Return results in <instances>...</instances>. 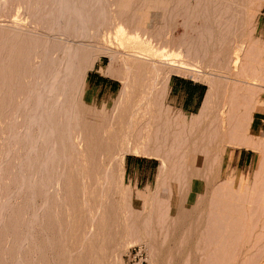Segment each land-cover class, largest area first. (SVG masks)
<instances>
[{
	"label": "rangeland",
	"instance_id": "1",
	"mask_svg": "<svg viewBox=\"0 0 264 264\" xmlns=\"http://www.w3.org/2000/svg\"><path fill=\"white\" fill-rule=\"evenodd\" d=\"M0 1H1L0 2V45L3 43L7 45L8 43V46L10 48L12 46L13 48V45L22 46L26 44L25 46H31L32 44L39 43L40 45L41 43L47 44L48 42L47 45L50 46H54L57 44L59 46H62V44L64 45L65 43H69V41L72 42L71 39H68L69 41L66 40L67 41L66 42L65 39H67V37L63 35V33L59 30V27L57 28L50 27L49 24L41 17H39L33 9H30L28 7L27 2H24L25 0L23 1L0 0ZM242 4L243 2H241L239 6L235 8L236 10L233 13L234 17H236L235 18L236 21L234 20L235 23L232 27V36H230L229 38H225L224 43H221L220 41L221 37H218L216 43L213 44L215 47L212 44H210L215 48L210 52L211 56H213L214 54L218 55L220 53L219 49L221 48L222 44L224 46V49H226V51L219 54V56H216L218 57V59L214 63L210 62L212 64H209L211 70L210 72H208V76H207L208 79L205 77L206 75L205 76L193 75V77L187 76L186 74H188L190 70L187 69V67L184 65L172 63L171 62L172 57L164 55L165 49L163 50L159 49L160 43L155 44L154 47H152V50L147 53V51H145L146 45H144L145 47L143 46L145 41L136 39L133 36H131L132 37L131 39V37H129L130 35L127 36L126 34L123 33V30L121 31V29L123 28L119 24L116 25L114 37H112L109 42L105 41L103 37H102L103 40L101 38H98L97 40L87 39V41L86 40L82 41L84 48H86L87 50H94V53L91 56L89 55L90 57L79 59L80 63L83 65V68H88V67L89 68L86 69L85 72L79 78L75 90L73 89L72 96L74 97H72L73 98L72 101H74L75 102L74 105L76 104L78 107L77 109L76 107L74 109H76V111L79 110V113L83 116L84 114H86L85 117L82 116L83 119L84 118L85 120L86 118L90 119V120L87 119L86 121H89L92 125L94 124V122L96 123L97 121L99 125L100 123V118H98L99 115H101L103 121H105L104 119L107 117L106 120L108 122L105 121L106 124L103 123L105 124L103 128H105L104 130H106V133H104L105 137L107 135L110 138V135L111 134L113 135V133H110L112 132V130L110 131L109 129L110 126H107V124L111 125L112 127V121L114 119L113 118L114 116L108 117V114L103 113L102 110L105 105L111 107L114 101L117 100V97H119V94L123 86V83L119 79L120 78L119 75H121L122 81H123V75L124 78L130 76L129 78L133 80L134 93L139 98V100L140 98H143V96L148 97L149 95L152 94V92L157 93V95L160 96V99L157 100L158 101L157 108L161 109L162 119H159V121L161 122L172 119H174L173 121H175V118L176 121L185 120L186 122H189L191 119H194L197 116H199L197 114H199L201 108L205 103L212 105L210 106L211 109L209 110L207 115L205 114V116L203 117V121L201 123H199L198 125L191 124V122L188 123V125L192 129L189 130L190 132H188V135L186 137L187 139H185L184 148L182 150L181 148H179V150L181 151H176L177 153L174 152L173 154H167L165 156L167 158V163H168L167 166L173 169L172 170L170 169L168 173H163L164 176L159 172L160 160L158 159V157L152 156L154 157L152 158L150 156H144V155L142 156L136 154L139 156L138 158L148 157V159H144V160H147L150 163L148 172L141 173V171L138 170L137 168H131V167L126 168L125 166L126 154H134V153H126L125 151L127 150V147L122 149L120 148L121 150L114 149L115 152L112 150L111 151H112V156L115 155V157H112L109 163H107V165H105L104 167L105 169L108 167L109 170L113 169L112 170L113 172L110 171L111 172L110 175L113 178L111 180L114 181V182L111 181L112 185L111 184L108 186L105 185L101 193L100 191H98L99 189L95 190L94 193L95 195L91 194L90 195L91 197H89L88 194L91 191H94L93 189H95L94 187L96 186L95 178H93V180L91 179V181L86 180L85 183L83 182L84 184L81 183V185L80 182L79 184L73 182L74 185H72L73 187L71 186L70 195L71 196L73 194L74 195L73 197L69 195V197L67 198L71 197V200L70 199L68 200L65 198H58L63 196L61 195L62 193L59 191V187L62 185V182L59 181V185L57 184L55 187V191L59 192L57 194L58 197L56 196L57 198L52 200L54 194L52 195L53 192L51 193V191H53V189H49L50 193L49 192L46 193L47 195H45V193L43 194V192L41 191L42 190V188H40L42 181L40 174L41 170L38 169L39 168V166H37L38 164H35L38 168L35 166L36 168L34 171L33 170L31 171L29 167H27L28 166L27 163L32 158L35 160L38 159L37 153H39V151L41 150V145H40L41 142L39 143L37 139L40 136V131H38L40 130L38 129L39 126L38 125L33 126L32 124H27V125L22 124L24 126V129H26L27 127L29 128V129L27 128V131L25 130V133L28 132V135L31 136L32 140L33 141L35 140L36 142L33 143V145L30 144L29 147L28 146L25 147V144L22 141L23 138L22 134L24 132V130H22L23 127H21L22 129L19 128L21 126V123L19 125H17L16 123V120L18 118L23 119L24 117L23 113L26 112L31 107L30 103H32L33 106L35 100L25 95L17 96L16 98H13L14 99L12 100L13 102L11 101L12 108L9 111L4 110V108L6 107L3 108L2 106L5 104L7 105V100L3 102L4 104H2L0 107V114H1L0 115V264H69L67 258L65 257L64 259V256L60 255L63 249H65V247L67 248L69 247V243L67 245L65 244L67 242L66 240L67 234L68 233L72 234L75 231H76L75 233L79 234L81 232H86V230L92 232L91 233L92 235L93 234L96 235L97 233L99 234V235L97 234L98 236L96 235L97 238L95 237V239L97 240H95L93 237L95 235L92 236L93 237L92 244L94 245L90 246L92 248L94 247L93 248L94 250L92 249L94 252L92 251L91 256L96 255L94 256V258L96 259L94 261H97V258L99 257L98 259L99 262L98 263L93 261L92 263L87 262L88 264H125L122 258L123 253L129 245L135 243H140L144 245L146 249V264H209V262L206 261V254L208 251L202 250V241L205 237V233L207 234L208 231L209 232L212 231L211 230L212 228L208 227L207 224L209 218L214 216L219 217L221 212H222L221 215L224 216L226 212L221 210L220 211L214 210L212 209V206H214V204H216L217 202H220L222 204L226 203L225 202L226 200L228 202L229 201L232 202L233 207L235 206V203L233 202H236V205L238 204L237 206L244 205V207L242 206L240 207V209L237 208V206L234 207V209L236 208L235 209L236 211L234 210L236 214L232 212L230 214L229 220H227L226 223L229 222V224L231 225V223H233V220L235 219L234 217L238 216L237 219L239 218L238 220L242 224H244L245 222V224L242 226L243 234L245 233L248 234L251 231H254L255 227L257 226L259 227L258 229L260 230V227L262 226L264 221L263 220L264 214L262 209L264 203L262 202L261 203L262 206L254 210L247 201L248 198L253 195H259L261 193V195L264 196V147H262L261 151H255L251 149L253 151L250 152L249 155H247L248 159L246 160V162L243 163L242 162L243 160L241 162H237L236 151H233L234 148L232 147L237 145L231 144L229 142L226 143L222 141L220 138L219 140L216 139L217 135L216 134L214 135V133L211 130L213 124H217L218 120L220 119L219 118L220 112H222V110L226 117L228 116L230 110L232 115H234L235 117H237L239 113L241 114L242 112L248 110V117L250 118V120H252L253 115H256L257 134L262 139H264V114H262V101H261V96L264 94V82H263L264 80L256 81V86L253 87L244 84L247 81V79L244 77L245 74L243 75L239 71L238 72L232 71L233 68L231 62L233 59V55H232L233 46L236 44H240L241 42H246L247 45H249L250 47L252 46L251 50L249 51L250 53L248 52L249 54L247 55V61L249 62L248 66L249 67L251 66L249 74L255 76L256 78L257 76L259 78L260 77L263 78V73H264V30H261L262 20L258 17L259 9H256L255 5H253L255 6V8L251 6L250 9H245L246 6L244 7ZM134 6L135 5L131 7L130 5L126 8L123 7L122 9H117V12L119 13L120 11H124L125 13L123 12V15L125 16H130L132 12L134 13V15L132 14L133 17L135 16V18H137L138 15L141 14L147 15L153 13L146 10L145 6L142 5H141L142 7L141 6L134 7ZM126 11L128 12L127 15H126ZM33 12H35L36 14ZM120 14L122 13L120 12ZM179 18L180 17H177L176 20L174 21L173 27L171 28L172 31L171 34L178 35V33L179 34L180 32L182 33L183 30L181 26L182 20ZM191 20L189 22V26H187L186 28V31L188 32V34L192 36L195 33L193 31H195V28L197 27L196 25L199 24V20L198 19H191ZM117 27L119 30L117 29ZM219 30L220 28H218L217 31ZM57 38L58 40H56ZM1 41H3V43H1ZM136 42H138V44ZM75 44H79V43L78 42L76 43L75 41ZM141 44H142V48H141ZM134 46L138 49H136ZM7 50L8 49L3 50L4 52L3 51L2 52L4 54L1 52L0 56H5ZM111 54H115L117 59L111 60L110 58ZM133 54H135L137 58L142 57L141 60L145 58L144 61L140 62L142 66L139 69V71H138L139 68L138 66H140L139 64L138 65L131 64V62L134 61L132 59L133 58L136 59L134 57L135 55L133 56ZM122 62L125 63L130 62L131 68H133L132 69L133 71L131 69H130L131 71L129 70L130 74L128 73L129 71L124 68L125 64ZM144 64L146 66H144ZM98 65H104L103 66L104 69H101V72L103 74H105L108 69H111L113 73H115L118 70L119 73L116 72L117 75L114 74L113 76L115 78H117L118 76L117 79H119L121 83L118 84L117 86V89L120 86L118 95H116L117 92L116 89L111 94H107L103 96L101 95L96 98L95 95L92 94L88 89V87H86V85L84 84V76L86 71L92 68H96ZM120 66L123 67L124 70L123 68L121 69ZM171 67H173V69ZM123 71H126L127 76L126 74L121 73ZM170 71H175L176 74L185 76L187 78H191L193 80H199L207 84V89H206L207 92L205 98L203 100L201 107L198 109L196 113L194 114L181 113L173 106L166 107L165 105L161 104L162 101L161 85L163 79L167 76V74ZM235 72L237 73L234 74ZM210 78H213L212 80L214 82L213 86L210 84L211 83ZM134 80H136V83ZM228 80L229 82L227 83L226 81ZM220 84H223L225 88H227L226 86L228 84L229 86V88H227V90L229 89L228 91L235 89V87L239 90L241 89L239 91L240 94H244L247 91L246 89L249 90V88L250 90L259 92V94H257L258 101L256 102L255 105L253 104L251 106H247L243 104L240 106L239 104L237 105V103L234 102H233L234 104L232 103L231 105V102H229V96L227 95L228 93L225 94V92L223 94L220 93L218 99H216V96H214V94L216 92L217 86H220ZM208 96H210V99H208ZM221 97H224V99ZM23 98L26 100H24ZM21 100H23L22 103L24 105V108L26 107L25 105H27V107L28 106L30 107L21 109L20 110L21 113L23 112V110L26 109L27 110L24 111L22 114H20L22 116L19 117V115H16V113L13 110L17 111L16 109L21 107L20 105L22 103L19 102ZM147 101H144V104L142 105L143 107L142 106L140 107L141 109L138 107L139 110L138 108L137 109L135 108L136 106L133 108L130 107L128 108V114H126L124 119L125 126L132 125L131 128H133L134 131L135 130L134 127L138 129V127L141 124L149 123L150 115L145 114L146 108L148 107ZM222 103L224 104L223 106ZM114 108L115 110L114 109L112 110L113 113L116 114L118 111L117 110L118 107L116 106ZM155 109L156 106L154 110ZM112 110H110L111 114L109 115L113 114L111 112ZM136 110H138V112ZM13 113L16 116H14ZM93 115L95 120L98 119L97 121H94ZM109 118H111L110 119L111 121H109ZM127 119L130 121V124L126 121ZM9 127L11 129H9ZM106 128H108V132L110 133V135H108L109 133L107 134ZM18 130H21L20 131L21 133H18L19 132ZM121 133H123V130H121ZM122 135L119 134L117 135L118 142L121 141L119 138H122ZM213 137H215L214 139H216V141L213 139ZM19 138L21 140H19ZM112 139L113 138L111 137V139L108 140L111 146L115 143L118 144L117 140H115L114 143L112 144L113 142L111 141ZM122 140L124 141L125 138ZM120 143H122V141ZM217 143L218 145H216ZM34 145L35 148H33L32 150L30 147L31 146L34 147ZM214 148L215 151H213ZM117 151L119 152L118 154ZM178 154L181 156V158L178 156ZM187 154L190 155L188 156ZM175 155H177L176 159L180 158L178 159L179 161L175 159ZM172 161L176 162V165ZM62 168L67 169L63 166ZM43 176H46V174H44ZM163 177H165L164 183L162 180ZM228 182H230L231 187L228 186L229 185ZM224 186H228V188L233 191L234 196L232 197V200H229V198L225 197V194L229 189L225 188L226 190L225 189L222 190ZM84 188L85 191H87L86 194H84L85 192L84 190L81 191ZM73 189L75 192L73 191ZM216 189H218L219 191L222 190L223 192L222 191L219 192V194L216 196L214 195L215 194L214 192L217 191ZM257 189L259 190V192ZM86 196L89 198L88 200H86L87 199ZM242 196L243 198H241ZM242 199L244 200V203H242L241 201ZM74 201L78 203V204L76 203L77 210L73 208L75 207ZM87 201H89V203ZM66 202L68 203L67 205ZM71 202L74 203L73 207H72L73 203ZM85 202H87V204ZM63 204L66 205V206L64 205L66 209L62 206ZM88 204H90L91 207ZM50 205L54 208H51ZM86 205H88L91 209L92 207L95 206L98 207V208L95 207V209L98 210L96 211L97 214L94 216V218L95 219L97 218L99 220L101 219L100 220V222L102 221L101 223H99V220L97 222L95 221V219L92 220L89 218L88 212L86 211L87 208L85 209L83 207ZM68 206L72 207L73 210L72 209H69L70 211L67 210V208H70ZM222 207L224 206H221V208ZM78 208L80 209L79 211ZM158 208H160L161 210L160 209L158 210ZM237 209L242 210L243 212L237 211ZM53 210H55L54 211L55 213L52 215L56 214V217L51 215ZM58 210L59 212L64 210L63 213L61 212L63 215H61V213L58 214V212H56ZM67 211H69V213L70 212L73 213L74 216L71 213L69 215ZM76 211L78 213H81L79 215L82 218L80 217L78 218ZM74 212L76 213L74 214ZM99 213L101 215H99ZM240 213L245 214V216L241 218L243 214ZM64 214L66 216L68 215V218ZM50 215L54 218L60 217L61 219L64 216L63 218L64 222L63 220L61 221V219L59 218L58 219L60 221L54 219L55 221L57 220L59 221V223H61L60 226L57 221L55 222L53 218L51 219L49 217ZM226 215L228 217L229 212L228 214L226 213ZM69 217L72 223H75L74 221H76L75 225L70 223V225L72 226L70 225L68 226L66 224L65 220L69 221ZM72 217L74 218L72 219ZM90 221L92 222L95 221L96 225L94 224V222L90 224ZM137 230L139 232H137ZM128 231L137 232V234L140 237H142V240L141 238L140 239L137 238L138 235L135 233L134 236L135 239H133L134 238L133 236H132L133 238L131 237V239L123 237L125 239L124 244H121L120 246H116L115 243L117 239L119 240L124 235V233ZM56 235L59 236L60 238H58ZM152 236L153 238L156 237V246L154 247L155 248L154 251L153 250L151 251V248L148 245L149 244L148 240ZM103 237L104 240H102ZM100 238L102 241L100 240ZM54 241H56L58 244ZM60 241L61 243L59 244ZM63 244H65V246ZM76 245L78 246V248ZM80 245L81 242L79 245L75 244L74 246V248H76L78 251L77 253L74 251L75 262L73 264H85L86 262V261L85 262L81 261L82 254L81 251L79 250ZM102 247H104V249ZM64 251L63 254L64 253L66 254L67 251L66 252ZM78 257H80L79 258L80 260L78 259ZM240 262L241 261L239 260L238 261L235 260L233 262H228L226 264H240Z\"/></svg>",
	"mask_w": 264,
	"mask_h": 264
},
{
	"label": "bare ground",
	"instance_id": "2",
	"mask_svg": "<svg viewBox=\"0 0 264 264\" xmlns=\"http://www.w3.org/2000/svg\"><path fill=\"white\" fill-rule=\"evenodd\" d=\"M24 2H27L28 7L30 9H33L39 17H41L43 20H45L49 24L50 27H56V28L59 27V30L63 33V35L67 37V39H65L66 37L64 38L65 41L68 39H71L72 42L74 43L68 40L69 43H65L64 45L62 44V46H59L58 44L54 46H50V45H47L48 44L47 42V44L41 43L39 45L38 43V44H32L31 46H25L26 44L25 45L20 44L22 46L13 45V48L12 46L10 48L7 42H6L7 43L6 45L5 43H3V41H1V43L3 44L0 45L1 46L0 53L3 50H6V49L8 50L5 56H0V107L2 104H4L3 102L7 100V105L5 104L6 106L5 105H2V106L3 108L6 107L4 108V110H8V111L11 110L12 108L11 101L14 100L13 98H16L17 96H20V95L29 96L30 98L35 100L33 106H32V103H30L31 107L28 106L30 108L28 110L26 109L27 111L23 110V112L24 111L28 112V113L22 112L24 116L23 119L18 118L19 121L18 119L16 120L17 125L21 123V126L20 127L18 126V127L19 128L23 127V129L21 128L22 130H24L23 134L25 133V130L27 131L28 127L24 129V126L22 124L24 125L32 124L33 126L38 125L39 126L38 129H40L38 130L40 131V136L39 138H37L39 143L41 142L40 143L41 150L39 151V153H37L38 159L35 160L32 158L27 163L28 166L27 165L26 166L29 167L31 171L32 170L34 171L35 168L39 166V168L38 167L37 168L41 170L40 174H41L42 181L40 180L41 181L40 188H42L41 191L43 192V194L45 193V195H47L46 193L48 192L50 193L49 189H53L51 193L53 192L52 195L54 194L53 195L54 197L53 198L51 197V198L52 200L57 198L58 197L57 194L59 192L55 191V187L57 184L59 185V181H61L62 187L61 186L59 187V191L62 193L61 195L63 196L58 197V198H65V199L71 200V197H73L74 195V194L72 196L70 195L71 186L74 185L73 182H76V184H79L80 182V185H81V183L83 182L85 183L86 180L91 181V179L93 180V178H95L96 186L94 187L95 189H93L94 191H91L92 193L90 192L88 194L89 197H91L90 196L91 194L95 195L94 194L95 190L99 189L98 191H100L101 193L105 185L108 186L111 184V181H113L111 179L113 178L110 175L111 174L110 171H112L113 169L109 170L108 167L106 169L104 167L105 165H107V163H109L112 157H115V155L112 156V151H114V149L117 150L120 148L122 149V148L127 147V150L125 151L126 153H134V154L150 156V157L156 156L160 160L159 172L161 174L168 173L169 170L170 169L172 170L173 168L167 166L168 163H167V158L165 156L167 154H173L174 152L177 153L176 151H181L184 148L185 139H187L186 137L188 135V132H190L189 130L192 129L190 128L188 123L191 122V124H195V125H198L199 123H201L203 121V117L205 116V114L207 115V113L211 109L210 106H212V105L205 103L203 107L201 108L199 114H197L199 116H197L194 119H191L189 122H186L185 120L176 121V118H175V121H173L174 119H172V120L161 122L159 121V119H162V114L160 113L161 109L157 108V105H158L157 100L160 99V96L157 95V93L152 92V94L149 95L148 97L143 96V98H140L139 100V98L134 93L133 80L129 78L130 76L129 77L127 76L126 71H123L121 73L126 74L127 77L125 76L126 78H124V75H123V81H122L121 75L118 74L120 77L119 78L120 81L123 83L119 97H117V100L114 101L111 107L105 105L102 110L103 113L108 114V117L114 116L113 117L114 119L112 118L113 119L112 127L111 125L107 124V126H110L109 129L110 131L112 130V132L110 133H113V135L111 134L112 135L111 136L110 133L108 132V128H106L107 134L109 133L108 135H110V138L107 135L105 137L104 133H106V130H104L105 128H103V126L106 124L105 121H107L106 120L107 117L105 119L103 118L105 120L103 121L101 115H99L98 117L100 118V123H99L100 126H99L98 121H97L98 119L95 120L94 115H93L94 121H97V122L96 123L94 122V124L92 125L89 121H86L88 118H86V120L85 118L83 119V117H85L86 114H84L83 116L79 113V110L76 111L78 107L76 104L75 106L74 105L75 102L72 101L73 100L72 97H74L72 96L73 89L75 90V87H76V84L78 83L79 78L85 72V70L89 68V67L83 68V65L80 63L79 59L90 57L94 53V50H87L86 48H84L82 41H85V40L87 41V39L97 40L98 38L102 39L103 37L105 41L109 42L111 38L114 37L116 25L119 24L122 26L123 29H121L120 27L119 28L121 29V31L123 30V33L126 34L127 36L130 35L129 37L133 36L136 39L145 41L143 46L146 45L145 51H147V53L152 50V47H154L155 44L160 43L159 46L162 48L159 47V49L161 50L165 49L164 55L171 56L172 63L184 65L187 67V69L190 70L189 73L187 72L188 73L186 74L187 76L193 77V75H196V76L206 75L205 77L207 78L208 72H210L211 70V68L209 67V64L214 63L218 59V57L216 56H219V54L226 51V49H224V46L222 44L221 48L219 49L220 53L218 55L214 54L213 56H211L210 54V52L213 49H215L214 48L215 46L213 44L216 43L218 37H221L220 41L221 43H224L225 38H229L230 36H232V27L236 21L235 20L236 17H234L233 15L234 11L236 10L235 8H237L239 4L243 2L242 5L244 7L246 6L245 9H250L251 6L253 5L256 6V9H260L261 8L260 5L262 4V2L264 3V0H25ZM132 4L135 5L136 7L141 6V5L145 6L146 10L153 12V13L151 14L149 12L150 14H147V15L141 14V15H138L137 18H135V16L133 17L134 13L132 12L130 16L123 15L124 11H120L122 14H120V12L119 13L117 12V9H122L123 7L126 8L130 5L132 7L133 6ZM255 6L253 7L255 8ZM127 14L128 12L126 11V15ZM177 17H180L179 19L182 20L181 26L183 29L182 33L181 32L180 34L178 33L179 36L171 34L172 32L171 28L173 27V23ZM191 19L199 20V24L196 25L197 27L195 28V31H193L194 29L192 30L193 32H195L192 36L188 34V32L186 31V28L187 26H189V22ZM218 28H220L219 31H217ZM56 40H58V38ZM75 41L76 43L78 42L79 44H75ZM136 41H139V40H136ZM136 43L138 44V42ZM210 44H212L214 47L211 46ZM141 48H142V44H141ZM251 48L252 46L250 47L249 45H247L246 42H241L240 44L234 45L233 52H232L233 59H232L231 64L233 68L232 71H237V72L239 71L243 75L245 74L244 77L247 79V81L244 84L254 87L256 86V81L264 80V73H263V78L261 77L259 78L258 76L256 78L255 76L249 74L251 66L250 67L248 66L249 62L247 61V55L250 53L249 51L251 50ZM135 54H133V56ZM134 57L137 60L133 58L132 60L134 61L131 62V64H137V65L139 64L140 65L138 66L139 67L138 71H139V69L142 66L140 62L144 61L145 58L141 60L142 57L137 58L136 55ZM110 58L111 60L117 59L115 54H111ZM125 62H122L125 64L124 68L128 71L130 69L132 70L133 68H131L130 62L129 63H125ZM144 66L146 65L144 64ZM173 67L171 68L173 69ZM122 68L123 67H121V69ZM130 71L128 72L129 74H130ZM116 72H118V70ZM116 72L113 73L111 69H108L105 75H109L113 77L114 74H116ZM172 72L175 73V71H170L169 73H172ZM237 72H235L234 74H236ZM212 80L213 78H210L211 83L210 82L208 83H210L213 86L214 82ZM134 81L136 83V80ZM226 82L228 83L229 80ZM235 86H238V85H235ZM226 87L229 88L228 84ZM227 88H225L223 84H220V86H217L216 92L214 94V96H216V99H218V96L220 95V93L223 94L225 92V94L228 93L227 95L229 96V102H231V105L234 102V103H237V105L239 104L240 106L242 104L251 106L253 104L255 105L256 102L258 101L257 94H259V92L250 90V88L249 90L246 89L247 91L244 94H240L239 91L241 89L239 90L236 87L235 89L230 90V91H228L229 89L227 90ZM225 94H224V97H225ZM224 97H221V98L224 99ZM208 99H210V96H208ZM144 101L148 102V104L146 103L148 107L147 108L145 107L146 108L145 114L150 115V118L148 117L149 123L141 124L138 127V129L134 127L135 130L133 131V128H131L132 125L125 126L124 124L125 116L126 114H128L129 107L133 108L136 106L135 107L136 109L138 107L140 108L144 104ZM19 102L22 103L23 100ZM223 105L224 104L222 103V106ZM20 106L21 107L16 109L17 111L12 109L16 113V115H19V117L22 116L20 115L22 114L20 110L24 108L23 103ZM25 106L27 107V105ZM116 106L118 107V109L116 108L118 111L116 110L117 113L115 111L116 114H114L112 109L115 110L114 107ZM155 106H156V109L154 110ZM75 107L76 109H74ZM110 110H112L111 111L113 113L112 115H109L111 114ZM138 110L136 111L138 112ZM16 115L14 114V116ZM138 115H141V114H138ZM219 118L220 119L218 120L217 124H213L212 129H211L214 135L215 134L217 135L218 138L216 137V139L219 140L220 138L222 141L226 143L229 142L231 144L242 146L244 148L253 149L255 151H261L262 147H264V139H262L257 134L256 115H253L252 120H250V118L248 117V110L242 112L241 114L239 113L237 117L232 115L231 110H230L228 113V116L226 117L222 110V112H220ZM110 119L111 118H109V121H111ZM126 121L130 124V121L128 119ZM10 127L9 129H11ZM121 130H123V133H121ZM18 131H17L18 133H21L20 132L21 130H18ZM23 134H22V137H23L22 141L24 142L25 147L26 146L29 147L30 144L33 145V143H36L35 140L33 141L32 137L28 135V132H26L24 135ZM118 134L124 135V136L122 135V138H119L122 141V143H120L121 141L118 142V136H117ZM111 137L113 138L111 140L113 141L112 144L114 143L115 140H117L118 144L115 143L111 146V144H109L110 142H108V140L111 139ZM124 138L125 140L123 141L122 139ZM214 138L215 137H213V139ZM216 139L214 140L216 141ZM19 140L21 139L19 138ZM218 143L216 145H218ZM30 148L33 150V148H35V145L34 147L31 146ZM179 148H181V150H179ZM213 151H215V148ZM119 152L117 151V154ZM180 155L178 154V156L181 158ZM176 156L177 155H175V159H176ZM174 163L176 165V162ZM35 164H38V165L36 166ZM62 166L67 169H63ZM44 174H46V176H43ZM164 178L165 177H163L162 179L163 183H164ZM22 180H23V177H22ZM230 182H228L229 184L228 186L231 187ZM228 186H224L222 190H224L225 188H228ZM237 187H238V184H237ZM83 190L85 191V188L82 189L81 191ZM216 190L217 191L214 192L215 193L214 195L217 196L219 192H221L222 190L221 191H219L218 189ZM86 192L87 191H85L84 194H86ZM69 195L71 197L67 198L69 197ZM233 196H234L233 191L231 189L227 190L225 197L229 198V200H232ZM263 197L264 196L261 195V193L259 195H253L248 198L247 202L255 210L259 208L260 206H262L261 205L262 202L264 203ZM86 198H87L86 200L89 199L87 196ZM241 198H243V196ZM76 201H74L75 207H73L74 203L73 202L71 203H73L72 207L77 210ZM241 201L242 203H244L243 199ZM87 202L89 203V201ZM87 202L85 203L87 204ZM225 202L226 203H223V204L220 202H217L216 204H214V206H212V209L214 210H219V211L221 210V211H226V212L224 216L221 215L222 212L221 213L219 212L221 217L220 216L216 217L213 215L214 217H211L208 220V223H207L208 227L212 228L211 229L212 231L209 232L207 230L208 233L207 234L205 233V237L202 241V250L208 251V252L206 251L207 252L206 261H208L209 264H212V263L213 264H216V263L226 264L228 262H233L235 260L241 261L240 264H264V221H263L262 226L260 227V230L258 229L259 227L257 226L255 227L256 231L254 230L248 234L246 233L243 234L242 226L245 224V222L244 224H242L238 220L239 218L237 219L238 216L234 217L236 220L233 218L234 219L233 223H231L230 221L231 225L229 224V222L226 223L227 220H229L230 214L232 212L236 214V212H234L236 208L234 209V207H236L238 204L236 205V202H233L235 203V206L233 207L232 202L230 201L228 202L227 200ZM67 204L68 203L66 202V205ZM64 205L65 204H63L62 206L64 207ZM88 205L90 206V204ZM88 205L83 206V207L85 209L87 208L86 211L88 212L89 218L93 220L95 219L94 216L97 214L96 211L98 209H95V207L97 206L92 207L91 209L90 208L91 206L89 207ZM221 206H224V207L221 208ZM242 206L244 207V205ZM242 206H237V208L240 209V207ZM72 207L67 208V210L72 209ZM51 208H54V207L51 206ZM159 209L160 208H158V210ZM262 209H263V214H264V206L262 207ZM55 210H53L51 215L55 213L54 212ZM79 210L80 209L78 208V211ZM63 211L61 212L63 213ZM69 211H67V213H69ZM237 211L243 212L242 210H238V209ZM56 212H58V214L61 213L59 212V210ZM76 212H74V214ZM228 212H229V215L227 217L226 213L228 214ZM62 213L61 215H63ZM71 214L73 215V213ZM76 214L78 215V218L79 217L82 218L79 215L81 213L77 212ZM240 214H243V213H240ZM51 215L49 217L51 219L53 218V220L61 219L60 217H58V215L57 217L59 219L54 218L56 217V214L52 215L54 217H52ZM99 215L101 214L99 213ZM225 215L228 219L225 217ZM244 216L245 214H243L241 218ZM66 217L68 218V215ZM63 218L61 219V221L63 220ZM73 218L74 217H72V219ZM98 220L99 219L97 218L95 219V221L97 222ZM100 220H99V223L102 222V221L100 222ZM263 220H264V215H263ZM59 221L57 222L59 223ZM95 221L93 222L96 225ZM65 222L68 226L70 225V223L73 225H75L76 223V221H74L75 223H72L70 217H69V221L65 220ZM93 222L90 221V224ZM255 223H256V220H255ZM60 224L61 223H59V225ZM75 232L72 234L70 233L67 234V238H66L67 242L65 244L67 245L69 243V247L68 248L65 247V249L67 250L62 248L63 251L65 250L64 252L66 251L67 252L66 254L65 253L63 254V251L61 249L62 252L60 253V255H63L64 259L66 257L67 260L69 261V264H73L75 262L74 251L76 253L78 251L76 248H74V246L75 244L79 245L81 242V245L79 246V250L81 251V254H82L81 261L83 262L86 261L85 264L87 262L92 263V261L98 263L99 257L97 256L98 257L97 261H94L96 260L94 258V256L96 255L91 256V253L94 250L93 249L94 247L92 248L90 246L94 245L92 244V240H93L92 238L93 237L94 239L95 237L97 238L99 234L97 233L98 234V235L96 234L97 236L93 234L95 235L93 236L91 234L92 232H89L87 230L86 232H81L79 234ZM137 232L139 231L137 230ZM137 232L128 231L124 233V235L119 240L117 239L115 243L116 246H120L121 244H124V241H125L124 238L131 239V237L132 236L134 237L135 233L137 234ZM57 237L60 238L59 236ZM137 238L139 239L141 238L142 240V237H140L139 235ZM133 239H135V237ZM102 240H104V237ZM148 241H149L148 245L151 248V251L152 250L154 251L155 250L154 247L156 246V237L153 238L152 236ZM60 243L61 241L59 242V244ZM65 244L63 245L65 246ZM102 248L104 249V247ZM79 258L80 257H78V259Z\"/></svg>",
	"mask_w": 264,
	"mask_h": 264
},
{
	"label": "crops",
	"instance_id": "3",
	"mask_svg": "<svg viewBox=\"0 0 264 264\" xmlns=\"http://www.w3.org/2000/svg\"><path fill=\"white\" fill-rule=\"evenodd\" d=\"M261 7V8H260ZM258 17L262 20L261 30H264V3L260 5ZM105 65V64H104ZM104 65H98L96 68H92L86 71L84 76V84L92 94L97 98L113 93L120 81L112 76L105 75L101 72L104 69ZM162 97L161 104L166 107H174L181 113L194 114L201 107L203 100L207 92V84L199 80H193L185 76H181L176 73H168L163 79L162 85ZM120 86L117 89L116 95H118ZM262 101V114H264V94L261 96ZM161 113V112H160ZM166 113V112H164ZM263 116V115H262ZM262 119V117H261ZM260 119V121H261ZM236 151V161L246 162L247 155L253 150L244 148L242 146H232ZM133 156V157H132ZM143 156V155H142ZM136 154H126L125 166L126 168H137L143 172H148L150 163L147 158H138ZM153 158V157H152ZM153 163V162H152Z\"/></svg>",
	"mask_w": 264,
	"mask_h": 264
},
{
	"label": "built area",
	"instance_id": "4",
	"mask_svg": "<svg viewBox=\"0 0 264 264\" xmlns=\"http://www.w3.org/2000/svg\"><path fill=\"white\" fill-rule=\"evenodd\" d=\"M125 264H146V249L143 244L129 245L122 256Z\"/></svg>",
	"mask_w": 264,
	"mask_h": 264
}]
</instances>
